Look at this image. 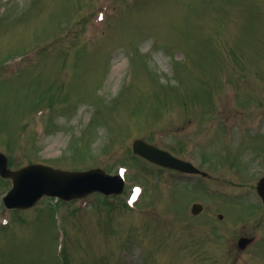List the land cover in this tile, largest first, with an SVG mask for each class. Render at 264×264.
<instances>
[{
  "label": "rangeland",
  "instance_id": "rangeland-1",
  "mask_svg": "<svg viewBox=\"0 0 264 264\" xmlns=\"http://www.w3.org/2000/svg\"><path fill=\"white\" fill-rule=\"evenodd\" d=\"M263 110L264 0H0L11 169L127 180L119 197L10 212L0 178V264H264V124L246 127ZM138 139L182 156L195 143L209 178L173 186ZM244 237L261 243L243 253Z\"/></svg>",
  "mask_w": 264,
  "mask_h": 264
},
{
  "label": "water",
  "instance_id": "water-1",
  "mask_svg": "<svg viewBox=\"0 0 264 264\" xmlns=\"http://www.w3.org/2000/svg\"><path fill=\"white\" fill-rule=\"evenodd\" d=\"M134 151L160 166L198 173V170L191 164L177 161L169 153L143 141L134 143ZM8 164V158L0 153V175L4 179H11L14 185L13 190L4 200L9 209H31L44 197H57L72 201L98 192L107 196L120 195L125 190V183L119 176H110L100 169L71 173L33 165L13 172ZM259 193L264 200V180L259 185ZM248 243V240L243 239L240 245L244 248Z\"/></svg>",
  "mask_w": 264,
  "mask_h": 264
},
{
  "label": "flooded vegetation",
  "instance_id": "flooded-vegetation-1",
  "mask_svg": "<svg viewBox=\"0 0 264 264\" xmlns=\"http://www.w3.org/2000/svg\"><path fill=\"white\" fill-rule=\"evenodd\" d=\"M200 163L203 164V162H201V161H200ZM171 173H172V176H173V179H174L175 182H180V183H183V184L191 183L192 181H194L195 178L196 179L202 178V176H200V175L182 174V173H180L178 171H174V170L171 171Z\"/></svg>",
  "mask_w": 264,
  "mask_h": 264
}]
</instances>
